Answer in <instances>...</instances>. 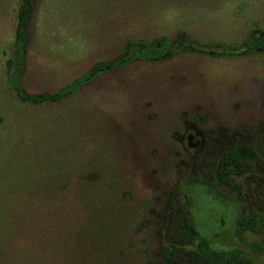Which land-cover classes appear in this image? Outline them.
Wrapping results in <instances>:
<instances>
[{
	"label": "rangeland",
	"instance_id": "obj_1",
	"mask_svg": "<svg viewBox=\"0 0 264 264\" xmlns=\"http://www.w3.org/2000/svg\"><path fill=\"white\" fill-rule=\"evenodd\" d=\"M19 3L0 0V175L24 146L56 151L60 167L80 148L108 171L90 233L57 264H264V0H33L25 93L53 94L132 41L164 50L49 105L6 82ZM205 185L232 211L224 232L196 201Z\"/></svg>",
	"mask_w": 264,
	"mask_h": 264
},
{
	"label": "trees",
	"instance_id": "obj_2",
	"mask_svg": "<svg viewBox=\"0 0 264 264\" xmlns=\"http://www.w3.org/2000/svg\"><path fill=\"white\" fill-rule=\"evenodd\" d=\"M32 9L33 0H20L15 14L11 55L4 63L8 86L26 105L60 103L107 69L133 59L151 61L164 51L161 45L154 42L132 41L128 43L133 46L130 47V54L123 59L95 64L53 94L25 93L21 85L24 49L28 41L25 26ZM68 154L67 158L74 162L60 167L56 151L49 155L42 148L29 151L24 146L15 160L9 159L8 166L2 170L0 264H57L60 252L74 242L79 230L90 233L93 211L96 206L100 207L110 191L106 179L108 171L101 163H92L83 149H68ZM45 155L51 160L48 166L43 165ZM114 188L116 185L111 191ZM189 229L197 235L200 253L210 257L205 238L192 227L189 226Z\"/></svg>",
	"mask_w": 264,
	"mask_h": 264
},
{
	"label": "flooded vegetation",
	"instance_id": "obj_3",
	"mask_svg": "<svg viewBox=\"0 0 264 264\" xmlns=\"http://www.w3.org/2000/svg\"><path fill=\"white\" fill-rule=\"evenodd\" d=\"M206 187V185L202 188L198 189L197 192V197L198 199L196 200L199 203L200 206V210L201 212L207 217V218H211L214 220L215 218H219V223L217 224V227L219 228V230L221 232H224L227 228V225L229 223V221H226L224 219V217H228L227 214L232 216V211L230 210V208H226L227 206L222 204L220 202V197L221 195H217L216 192L214 194L212 193H208L206 190L204 192V188ZM212 190V189H211ZM214 191V190H212ZM193 201V200H191ZM223 201V200H222ZM234 201V200H233ZM201 204V205H200ZM237 222H240V219L237 218L236 219ZM188 225L190 227L193 228V230L198 234V231L196 230V228L191 224L188 223ZM209 236L213 235V233L209 232ZM197 236V235H196ZM203 236V235H201ZM204 237V236H203ZM205 238V237H204ZM198 241V240H197ZM206 241V247L208 249V241L205 238ZM221 243H224L223 241H221ZM198 247V246H197ZM199 250V249H198Z\"/></svg>",
	"mask_w": 264,
	"mask_h": 264
}]
</instances>
